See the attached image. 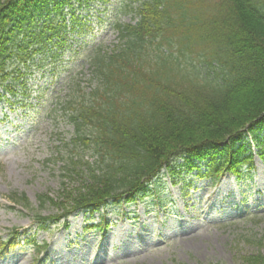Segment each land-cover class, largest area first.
Wrapping results in <instances>:
<instances>
[{
	"label": "trees",
	"instance_id": "trees-1",
	"mask_svg": "<svg viewBox=\"0 0 264 264\" xmlns=\"http://www.w3.org/2000/svg\"><path fill=\"white\" fill-rule=\"evenodd\" d=\"M87 2L0 0L6 92L15 94L4 84L10 65L49 44L65 47L62 35L80 23L75 5ZM127 7L131 19L112 24L117 44L101 45L88 57L98 85L85 93L70 83L58 98L54 110L70 111L75 133L66 144L57 195L37 196L39 206L60 213L35 212L38 222L131 202L163 169L174 173L178 159L212 183L226 172L240 178L253 167L246 134L264 130V0H131ZM78 29L84 31L83 23ZM13 71L22 74L19 67ZM257 141L263 157L264 132ZM85 149L91 162L80 154ZM11 200L31 205L24 195ZM14 241L0 238V253ZM243 260L264 264V252Z\"/></svg>",
	"mask_w": 264,
	"mask_h": 264
},
{
	"label": "rangeland",
	"instance_id": "rangeland-1",
	"mask_svg": "<svg viewBox=\"0 0 264 264\" xmlns=\"http://www.w3.org/2000/svg\"><path fill=\"white\" fill-rule=\"evenodd\" d=\"M130 2L90 0L78 12L92 30L68 33L69 45L57 55L49 45L45 53L17 59L8 69L4 84L12 83L18 96L11 97L14 104L4 100L8 95L0 99V237L18 231L19 240L31 235L48 247L38 256L30 243L20 242L0 256V264H246L244 256L264 252V160L258 154L242 178L225 174L216 185L178 159L181 166L174 173L163 170L135 202L109 204L94 214L77 211L65 227L35 223V212L60 213L49 204L39 206L37 196L57 195L66 144L75 133L70 111L54 110L58 96L67 93L68 81L85 93L98 85L86 57L93 45L112 49L117 44L110 23L131 19ZM247 140L256 152L254 136ZM80 154L93 159L89 150ZM13 194L24 195L30 207L9 208Z\"/></svg>",
	"mask_w": 264,
	"mask_h": 264
}]
</instances>
